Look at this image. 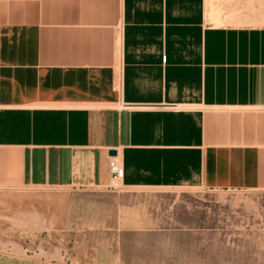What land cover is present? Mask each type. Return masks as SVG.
<instances>
[{
    "label": "crops",
    "instance_id": "crops-1",
    "mask_svg": "<svg viewBox=\"0 0 264 264\" xmlns=\"http://www.w3.org/2000/svg\"><path fill=\"white\" fill-rule=\"evenodd\" d=\"M112 150L264 205V0H0V194L108 192Z\"/></svg>",
    "mask_w": 264,
    "mask_h": 264
},
{
    "label": "rangeland",
    "instance_id": "rangeland-1",
    "mask_svg": "<svg viewBox=\"0 0 264 264\" xmlns=\"http://www.w3.org/2000/svg\"><path fill=\"white\" fill-rule=\"evenodd\" d=\"M123 190L1 193L0 264H264L259 199ZM234 225L258 232L242 234Z\"/></svg>",
    "mask_w": 264,
    "mask_h": 264
},
{
    "label": "built area",
    "instance_id": "built-area-1",
    "mask_svg": "<svg viewBox=\"0 0 264 264\" xmlns=\"http://www.w3.org/2000/svg\"><path fill=\"white\" fill-rule=\"evenodd\" d=\"M111 180L108 189H119L122 184V179L124 175V169L121 162L116 157L110 164Z\"/></svg>",
    "mask_w": 264,
    "mask_h": 264
},
{
    "label": "water",
    "instance_id": "water-1",
    "mask_svg": "<svg viewBox=\"0 0 264 264\" xmlns=\"http://www.w3.org/2000/svg\"><path fill=\"white\" fill-rule=\"evenodd\" d=\"M117 154H118L117 150H112V151L109 152V155L112 156V157L117 156Z\"/></svg>",
    "mask_w": 264,
    "mask_h": 264
}]
</instances>
